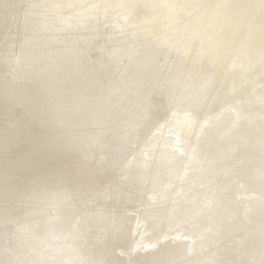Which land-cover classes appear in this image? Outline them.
<instances>
[{"label":"bare ground","instance_id":"6f19581e","mask_svg":"<svg viewBox=\"0 0 264 264\" xmlns=\"http://www.w3.org/2000/svg\"><path fill=\"white\" fill-rule=\"evenodd\" d=\"M0 264H264V0H0Z\"/></svg>","mask_w":264,"mask_h":264}]
</instances>
